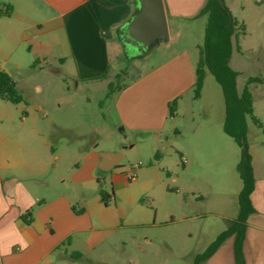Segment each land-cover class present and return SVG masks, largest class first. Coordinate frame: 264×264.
<instances>
[{
  "label": "rangeland",
  "instance_id": "1",
  "mask_svg": "<svg viewBox=\"0 0 264 264\" xmlns=\"http://www.w3.org/2000/svg\"><path fill=\"white\" fill-rule=\"evenodd\" d=\"M233 14L240 23L229 65L238 74L239 93L248 86L249 79L262 80L248 87L254 98V115L264 125V0L242 1ZM199 40L203 45V34ZM165 49L144 56L125 53L121 61H114L115 70L108 73L106 81L93 86L78 85L74 67L63 68L59 62L54 66L34 62L27 68V60L25 69L14 73L24 94V102L18 106L20 115L26 112L37 119L45 114V132L53 122L60 126L46 137L44 153L52 162L44 181L53 184L59 193L71 196L77 211L92 205L112 215L119 214L121 206L126 215L122 222L125 227H105L99 234L94 232V237L105 241L96 250L86 248L84 238L78 239L87 264L99 257L108 261L140 259L144 264H164L163 260L167 264H192L194 257L207 250L239 215L243 189L239 167L245 146L252 155L259 183L260 199L256 198L251 224H264L263 130L247 118L248 134L243 147L224 132L225 99L212 74L206 76L201 100L195 99L193 89L180 102L178 115L173 117L169 111L160 143L157 133L124 132L115 96L165 62L161 54ZM5 105L0 100V106ZM175 129L181 131V136L174 134ZM103 152L122 156V162L111 173L99 170ZM130 172L136 180H128ZM114 175L121 181L114 185L120 205L116 207L113 202L108 209L99 202L100 192L112 194L110 180ZM145 237L149 239L147 243ZM126 264L133 263L128 259Z\"/></svg>",
  "mask_w": 264,
  "mask_h": 264
},
{
  "label": "crops",
  "instance_id": "2",
  "mask_svg": "<svg viewBox=\"0 0 264 264\" xmlns=\"http://www.w3.org/2000/svg\"><path fill=\"white\" fill-rule=\"evenodd\" d=\"M163 1L170 41L154 50L166 48L161 52L166 61L115 96L124 132L157 133L158 143L168 124L170 103L177 101L174 117L179 113L180 102L195 87L202 46L199 38L203 34L205 40L208 25V16L201 13L209 2ZM242 1L252 0H224V3L232 15ZM137 8V0H0V71L11 76L21 96L24 94L14 73L22 72L27 60V68L41 61L50 66L58 62L63 68L73 66L78 85L93 86L106 81L108 73L115 70L114 61H121L126 53L120 32ZM242 25L245 37L246 24ZM205 91L206 80L199 100ZM0 100L6 104L0 106V264H87L78 239L84 238L85 247L92 251L103 245L105 241L94 237V232L99 234L105 227H125L122 207L119 214L112 215L108 210H95L92 205L77 211L71 196L59 193L53 184L44 181L47 166L52 162L44 153L46 137L60 126L53 122L48 128L50 132H45L43 124L48 119L45 114L37 119L26 112L20 115L21 103L13 104L1 96ZM174 134L182 133L175 129ZM100 163L101 157L98 167ZM252 164L256 181L252 202L256 209L259 183L255 163ZM118 178L114 175L110 180L113 189L110 204L114 202L116 207L120 205L114 191V185L121 184ZM261 199L263 202L264 190ZM122 200L128 201L125 197ZM99 202L104 204L101 197ZM254 215L248 220L242 245L244 260L245 264H264V224H251ZM144 241L147 243L148 237ZM141 247L139 243L140 250ZM206 251L197 254L192 264H197ZM128 259L133 264H144L140 259ZM126 260L108 261L99 257L88 264H126ZM200 264H238L236 237L229 238Z\"/></svg>",
  "mask_w": 264,
  "mask_h": 264
},
{
  "label": "trees",
  "instance_id": "3",
  "mask_svg": "<svg viewBox=\"0 0 264 264\" xmlns=\"http://www.w3.org/2000/svg\"><path fill=\"white\" fill-rule=\"evenodd\" d=\"M12 12L8 9V15ZM202 16H208V25L204 44L199 47V61L196 68L195 98L199 99L208 73L212 74L223 90L226 105V121L224 132L241 147L244 146L248 134L247 118L263 130L264 125L254 115V98L249 85L262 82L259 78H251L248 86L239 93L237 88L238 74L229 63L233 52V39L238 38L237 22L229 10H223L218 0H209L203 9ZM245 35V31L243 36ZM238 51H241L238 45ZM112 89V85H110ZM0 96L13 104L24 102V98L18 92L11 76L0 71ZM177 101L170 104L171 116L175 114ZM159 156V155H157ZM253 158L247 146L244 147V155L240 164V175L243 181V189L239 196V215L228 230L223 232L214 241L207 251L199 256L197 264L210 258L229 238L236 237V255L238 264H245L242 245L246 236L249 218L256 213L252 202L256 181L253 170ZM113 193V189H112ZM100 197L104 205L109 206L112 194L102 190ZM80 257V253H76Z\"/></svg>",
  "mask_w": 264,
  "mask_h": 264
},
{
  "label": "water",
  "instance_id": "4",
  "mask_svg": "<svg viewBox=\"0 0 264 264\" xmlns=\"http://www.w3.org/2000/svg\"><path fill=\"white\" fill-rule=\"evenodd\" d=\"M138 8L131 20L121 29L120 39L126 54L144 56L170 41V29L163 0H137ZM226 10L224 0H218ZM100 172L109 173L121 163L122 156L102 153Z\"/></svg>",
  "mask_w": 264,
  "mask_h": 264
},
{
  "label": "built area",
  "instance_id": "5",
  "mask_svg": "<svg viewBox=\"0 0 264 264\" xmlns=\"http://www.w3.org/2000/svg\"><path fill=\"white\" fill-rule=\"evenodd\" d=\"M129 179H130L131 181L136 180V177H135V175H134L133 172L130 173V175H129Z\"/></svg>",
  "mask_w": 264,
  "mask_h": 264
}]
</instances>
